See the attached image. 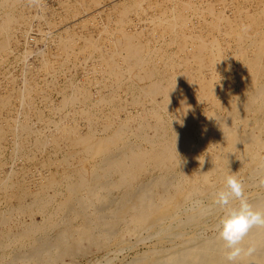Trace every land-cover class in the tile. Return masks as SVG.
Segmentation results:
<instances>
[{"label":"bare ground","instance_id":"1","mask_svg":"<svg viewBox=\"0 0 264 264\" xmlns=\"http://www.w3.org/2000/svg\"><path fill=\"white\" fill-rule=\"evenodd\" d=\"M26 1L0 0V264H226L225 177L264 209V0Z\"/></svg>","mask_w":264,"mask_h":264},{"label":"clouds","instance_id":"2","mask_svg":"<svg viewBox=\"0 0 264 264\" xmlns=\"http://www.w3.org/2000/svg\"><path fill=\"white\" fill-rule=\"evenodd\" d=\"M224 183L225 187L213 197V204L222 212L217 236L223 242L226 264H243L245 258L253 257L257 250L256 243H246V238L253 228H264V209L244 198L243 184L236 175H227ZM248 264L253 261L249 259Z\"/></svg>","mask_w":264,"mask_h":264},{"label":"rangeland","instance_id":"3","mask_svg":"<svg viewBox=\"0 0 264 264\" xmlns=\"http://www.w3.org/2000/svg\"><path fill=\"white\" fill-rule=\"evenodd\" d=\"M107 1H109V0H107ZM128 1H132V0H126V2H128ZM141 1H143V2H145V3H143V2H141V4H143V7L145 6V4H146V8L148 7V3H149V5L150 4H155L157 1H153V0H141ZM194 1V0H193ZM197 1H200V0H197ZM205 1V0H204ZM207 1H211V0H206L205 2H207ZM26 4L28 5V4H30V2L27 0L26 1ZM55 7H56V5H55ZM146 11H143V13L140 15V18L142 17V20L144 21V19H146V14H147V16L149 15V14H151L152 13V10L150 11L149 9H145ZM254 9H252V8H250V10H249V12H254L253 11ZM155 11V10H154ZM59 12H61V10H59ZM62 13V12H61ZM61 13H58V15L57 16H62L61 15ZM229 13V12H228ZM194 17H192L191 19V21H194L195 20V18L193 19ZM250 30V29H249ZM41 46V45H40ZM39 46V47H40ZM42 48V47H41ZM30 58V60L32 61L33 59H31V58H33V56H31V57H29ZM13 60H15V61H13ZM11 61V60H10ZM17 61V62H16ZM18 61L19 60H16V59H12V61L10 62V65H12V66H15L14 67V71H13V75H14V73H15V75L14 76H17V78H19V76H20V80H21V72H22V66H21V64H20V61H19V63H18ZM14 63H15V65H14ZM20 66V67H19ZM16 67H18V68H16ZM20 73V74H19ZM78 77V76H77ZM18 79V81H20ZM56 96H58V95H55L54 94V96H53V98H54V100H56V101H58L59 99H60V97L58 96V97H56ZM8 167H10V165L8 164V166H6V171H8L9 170V168ZM12 167V166H11ZM247 190H244V197H245V192H246ZM4 206H7V204L5 203L4 204ZM221 214H222V212L221 211H219V213L217 214L218 216H221ZM209 225H211V223H209ZM206 226V227H204V229H203V231H205V233L206 234H211L212 233V231H213V225L212 226ZM210 227V228H209ZM146 243V242H145ZM145 243H139V244H137V245H135V249H134V247H126L125 249L124 248H122V249H118L117 247H115V245L113 246V245H111L109 248H106V249H101V250H92V253H90V254H88L87 256L86 255H84V256H80L79 258H77V260L74 262L75 264H99V263H102V262H104L105 260H107L108 258L107 257H110V258H112L113 257V259H114V263L115 264H118V263H121V262H125V261H127V260H129V259H131L135 254H137V253H140V252H142V251H144V249H146L149 245H150V243L149 242H147V243H149V244H145ZM144 245V246H143ZM136 246H137V248H136ZM139 247V248H138ZM131 248V249H130ZM133 248V249H132ZM128 249H130L129 251H128ZM116 252H115V251ZM127 250V251H126ZM134 250V251H133ZM95 251V252H94ZM107 251V252H106ZM123 251V252H122ZM136 251V253H134ZM93 253H95V254H93ZM127 253V254H126ZM114 256H113V255ZM108 255V256H107ZM110 255V256H109ZM124 255V256H123ZM115 256H117V258H118V261L116 260V257ZM105 257H106V259H105ZM119 258L120 259H122V260H119ZM104 259V260H103ZM102 260V261H101ZM85 261V262H84ZM116 261V262H115ZM120 261V262H119Z\"/></svg>","mask_w":264,"mask_h":264}]
</instances>
